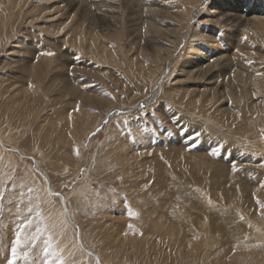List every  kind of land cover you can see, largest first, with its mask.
Instances as JSON below:
<instances>
[{"label": "rangeland", "instance_id": "374dc122", "mask_svg": "<svg viewBox=\"0 0 264 264\" xmlns=\"http://www.w3.org/2000/svg\"><path fill=\"white\" fill-rule=\"evenodd\" d=\"M30 217L16 264H264V0H0V264Z\"/></svg>", "mask_w": 264, "mask_h": 264}, {"label": "snow or ice", "instance_id": "6c2138e0", "mask_svg": "<svg viewBox=\"0 0 264 264\" xmlns=\"http://www.w3.org/2000/svg\"><path fill=\"white\" fill-rule=\"evenodd\" d=\"M44 55L51 56L53 55L52 52H46ZM78 110V109H77ZM78 154V150H77ZM215 155V152L212 153ZM29 212H32V209L29 208ZM131 216V213H129ZM36 219L41 218V213L37 209L35 214ZM33 225V218H28L23 224L19 226V230L16 233V238L14 239L11 247V260L9 261V264H16L17 259L19 256H23L25 259L28 257L27 252L21 253L20 250L24 247L26 241L29 239V237L24 235V230L26 228H29ZM41 232H47V225H44L43 227L37 226L35 229V233L31 236V239L35 241ZM44 248H43V254L46 259H43L42 264H66L65 260L60 256L59 252L54 246L53 239L51 234H48L46 236V239L44 241Z\"/></svg>", "mask_w": 264, "mask_h": 264}, {"label": "bare ground", "instance_id": "6f19581e", "mask_svg": "<svg viewBox=\"0 0 264 264\" xmlns=\"http://www.w3.org/2000/svg\"><path fill=\"white\" fill-rule=\"evenodd\" d=\"M247 2V1H246ZM214 12V11H213ZM216 13H217V11H216ZM141 14V13H140ZM235 14V13H234ZM86 15V14H85ZM137 17V16H136ZM234 18V17H233ZM234 20H236V19H234ZM242 20H243V18H242ZM235 22V21H234ZM243 22V21H242ZM237 23H239V22H237ZM151 24V23H150ZM235 24V23H234ZM246 24H247V22H246ZM248 24H249V22H248ZM229 25V24H228ZM231 26L233 25V24H230ZM242 25V24H241ZM240 25V26H241ZM243 25H245V24H243ZM233 26H235V25H233ZM247 28V27H246ZM151 43V42H150ZM249 57V56H248ZM227 59V58H226ZM209 62V61H208ZM207 63V62H206ZM208 69H209V67H208ZM207 69V70H208ZM205 70H206V68H205ZM210 70V69H209ZM196 71V70H195ZM199 71V70H198ZM215 71V70H214ZM208 72V71H207ZM212 72V71H211ZM192 73H193V71H192ZM210 75V74H209ZM224 77V76H223ZM210 83V82H209ZM212 83V82H211ZM210 85V84H209ZM229 89V88H228ZM211 91V90H210ZM213 95V94H212ZM223 96V95H222Z\"/></svg>", "mask_w": 264, "mask_h": 264}, {"label": "water", "instance_id": "95a60500", "mask_svg": "<svg viewBox=\"0 0 264 264\" xmlns=\"http://www.w3.org/2000/svg\"><path fill=\"white\" fill-rule=\"evenodd\" d=\"M12 151H13V152H16L15 150H12ZM46 181H47V183H48V180H47V179H46ZM49 191L52 192L51 189H50V187H49Z\"/></svg>", "mask_w": 264, "mask_h": 264}]
</instances>
